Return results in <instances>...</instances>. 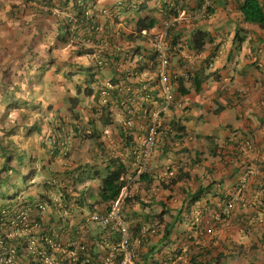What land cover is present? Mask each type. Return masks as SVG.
I'll return each mask as SVG.
<instances>
[{
	"label": "crops",
	"instance_id": "obj_1",
	"mask_svg": "<svg viewBox=\"0 0 264 264\" xmlns=\"http://www.w3.org/2000/svg\"><path fill=\"white\" fill-rule=\"evenodd\" d=\"M241 1L212 0L204 12L201 0H92L84 10L100 25L94 31L64 0H0V208L19 197L29 208L11 232L17 264H47L56 253L59 264L105 263L119 238L97 231L89 216L109 211L98 192L114 158L126 165L121 208L137 264H264V25L244 21ZM165 5L179 15L169 66L176 102L163 115L174 133L161 138L154 168L140 178L131 149L145 122L131 140L122 137L119 93L104 105L98 89L120 81L123 60L148 62ZM140 18L156 24L140 34ZM197 30L210 38L199 51L189 47ZM113 52L119 63L100 66ZM76 240L88 246V263H71Z\"/></svg>",
	"mask_w": 264,
	"mask_h": 264
},
{
	"label": "built area",
	"instance_id": "obj_2",
	"mask_svg": "<svg viewBox=\"0 0 264 264\" xmlns=\"http://www.w3.org/2000/svg\"><path fill=\"white\" fill-rule=\"evenodd\" d=\"M92 0H70L66 7V12L69 8L77 6H87ZM71 3V5H69ZM212 4V0H203L202 10L207 11L208 7ZM264 6V2H263ZM41 8L49 10L54 14H59L62 10L60 6H53L44 2L41 4ZM86 19L91 22L92 29L94 31L100 30V25L91 16L90 11L85 10ZM73 18V17H72ZM179 21L178 16L166 17L163 21V27L153 41V49L158 53V70L155 73V81L153 78L143 79V76H147L146 70L141 71L137 65V61L134 64H127L126 60L118 62V66L122 69L121 79L118 82H113L109 79L99 87L98 94L100 96L101 104L107 105L111 102L114 92L118 91L120 97V104L122 105V113L124 118L122 120L123 128L129 135L137 126L139 110L143 111L144 116L147 118L146 132L140 138L137 143L132 144V153L140 160L139 173L149 172L154 168L152 162L155 150L161 143L163 136H169L174 133L172 125L166 126L163 121V115L170 110L171 106L175 104V89L174 87L179 83L178 77L171 73L169 66L172 63V55L168 50V33L170 28L175 26ZM146 30L142 33L146 34ZM126 55L131 56L129 53ZM112 62L107 58L99 61L100 66H107ZM164 98L163 104L159 102L158 98ZM143 116V117H144ZM106 134H110L109 130H105ZM131 137V136H130ZM136 140V138H135ZM251 146V143L248 142ZM123 179V177H122ZM125 180V179H124ZM127 188V183L123 190ZM123 190L120 196L111 203V209L105 214L92 213L89 218L90 221L96 222L101 227L106 229L110 234L116 235L119 238L117 248L113 250L112 255H108V258L104 260L107 264H113L116 258H119L120 264H137L135 262V247L132 243V235L129 224L122 216L121 201L123 199ZM12 202L13 206H5L0 209V262L4 264H17L15 259L18 254V246L14 242L12 231L19 227L20 224H24L28 220V208L25 209L22 202ZM39 209L44 210L45 205L39 203ZM225 213H215L212 215L213 222H220L224 220ZM6 229L11 230L10 233H4ZM4 230V232H2ZM208 233L212 232V228L207 229ZM38 255H43L44 252L39 247L36 248ZM88 246L76 240L74 243V249L69 251V258L71 263L79 261L80 256H83V262L88 263L89 253ZM62 255L56 253L53 258L47 257V264H59L63 261Z\"/></svg>",
	"mask_w": 264,
	"mask_h": 264
},
{
	"label": "trees",
	"instance_id": "obj_3",
	"mask_svg": "<svg viewBox=\"0 0 264 264\" xmlns=\"http://www.w3.org/2000/svg\"><path fill=\"white\" fill-rule=\"evenodd\" d=\"M68 1L69 0H64L63 4L61 3V6L66 5ZM201 2H203V0H201ZM165 7L168 9V7L166 5H165ZM75 8H77V10H78L79 17L81 16L82 18H86L84 6H77L76 5ZM239 9L242 12L244 21L264 25V7L261 4L260 0H242L240 5H239ZM212 11H213V8L211 6L208 7L207 12H212ZM171 16H178V11H176L174 9H170V10L168 9L167 10V17H171ZM155 24H156V20L153 18H149V19L148 18H140L137 22V31L141 34L143 30L148 31L149 29L153 28L155 26ZM176 25L177 24H175V26L170 28L169 33H168V50H169L171 55H173V53H174L173 46H175L177 44L176 38L178 37V35H176V30H177ZM207 39H209V41H210V38H209L207 33L203 32L202 30H197L196 32H194V34H192V36L189 40L190 49H194L196 51L201 50V47L204 45V43L207 41ZM87 51H90V50H87ZM104 55L106 57H108L107 59L110 60L112 63H118L120 61L119 60L120 55L117 52H113L112 54L107 53ZM148 56H149V59L147 60L148 62H146L145 65H140L137 63L139 70H141V71L146 70V71H151V72L157 73L158 64H159L157 51L151 50L150 54H148ZM195 81H196L195 83H196V88H197L199 86L200 80H198V78H196ZM113 95H115V92ZM119 99H120V97H119ZM158 99H159V102L163 104L164 98H158ZM120 102H121V100H120ZM109 103H110V101L108 102V104ZM119 105H120L119 106L120 109H122V105L120 103H119ZM172 108H173V106H171L170 110ZM137 114H138V112H137ZM143 116H144L143 111L140 110V114H138V119H141V120L143 119V121L146 124L147 118L145 116L144 117ZM179 129L181 130L182 128H179ZM73 132L75 133L74 134L75 136H79V135H81L82 130L80 128L76 129L74 127ZM126 132L127 131H125V133L123 132L121 134V136L126 138L127 140H131L130 135ZM82 135H84V134H82ZM54 136H55L54 138L57 137V135H54ZM52 145H53V148L55 151L59 150L62 146V145H59L57 140H55V139H54V142L52 143ZM105 170H106V175L101 179L98 197H99L100 202L106 204L107 208L110 210L111 209V203L120 196L124 186L126 185V181L124 179H122V176L126 173V165L123 162L119 161L118 158H114V159L110 160V162L106 166ZM146 176H148V174L143 173V174H141L140 178H143V177L145 178ZM202 191H203V189H199L195 193V195L193 196L194 197L193 200L198 199L201 196ZM21 198L22 197H19L16 201L20 202ZM13 204L14 203H12V202H10V203L8 202L3 207H5L7 205L13 206ZM3 207H1V208H3ZM35 207L38 210H42V209H39L38 206H35ZM31 208L33 210L32 206H31ZM166 229L167 230L165 231V236H168L170 234L171 229H170V227H167V226H166ZM105 231H107V230L105 229ZM132 243H133V239H132ZM91 252H92V249H91ZM82 260H83V256H80L79 263ZM99 264H105V263L100 262ZM113 264H120L118 257L116 258V260L114 261Z\"/></svg>",
	"mask_w": 264,
	"mask_h": 264
},
{
	"label": "rangeland",
	"instance_id": "obj_4",
	"mask_svg": "<svg viewBox=\"0 0 264 264\" xmlns=\"http://www.w3.org/2000/svg\"><path fill=\"white\" fill-rule=\"evenodd\" d=\"M176 24H177L176 26H178V25H179V22H177ZM162 27H163V24H162ZM176 28H177V27H176ZM176 33H177V31H176ZM176 41L178 42L177 38H176ZM177 42H176V43H177ZM167 43H168V42H167ZM101 229L105 231V229H104L103 227H101L100 225H97V224H96V230H97V231H98V230L101 231Z\"/></svg>",
	"mask_w": 264,
	"mask_h": 264
}]
</instances>
